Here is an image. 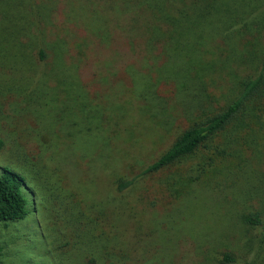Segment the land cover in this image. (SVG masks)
<instances>
[{"label": "rangeland", "instance_id": "1", "mask_svg": "<svg viewBox=\"0 0 264 264\" xmlns=\"http://www.w3.org/2000/svg\"><path fill=\"white\" fill-rule=\"evenodd\" d=\"M90 2L0 0V167L24 175L30 200L24 219L0 221V264H264V128L114 183L256 70L264 37L232 12L253 25L264 0L190 19L162 48L138 25L129 32L133 0ZM112 25L126 33L94 47L90 36ZM101 110L107 146L92 117Z\"/></svg>", "mask_w": 264, "mask_h": 264}, {"label": "trees", "instance_id": "2", "mask_svg": "<svg viewBox=\"0 0 264 264\" xmlns=\"http://www.w3.org/2000/svg\"><path fill=\"white\" fill-rule=\"evenodd\" d=\"M82 1V0H81ZM91 3V0H87ZM104 1V0H102ZM138 4L136 9L133 6L123 8V12L127 13L130 18L126 27L129 32L131 28L140 29V34L145 33V41L147 44L158 43L160 47H164L169 42H172L179 34V31H184V26L190 19L204 18L206 15L212 13L217 8L223 9L224 6L229 4H244L253 3L254 0H133ZM140 4V5H139ZM95 5V6H94ZM68 7V6H67ZM98 7L95 3L91 4L92 10L88 9L91 13L93 8ZM70 7L67 8V10ZM101 8V7H100ZM99 9V8H97ZM101 10V9H99ZM237 10V11H236ZM137 11V14H135ZM224 12V11H223ZM240 11L233 9V17L236 21H241V28L244 31L253 29L264 37V16L253 25L247 20H238L240 17L236 16ZM227 14L228 12L225 11ZM236 13V14H235ZM75 21L77 26L80 24L84 27L85 35L82 38L88 37L89 34L85 27L84 18ZM136 15V18H134ZM232 17V16H228ZM134 18V19H133ZM88 20V19H87ZM144 20V21H143ZM143 21V23H140ZM102 23V22H101ZM138 25V27H136ZM121 27L112 25L105 29V26H100L95 34L90 36L92 45L103 46L106 40H102L109 34L108 38L115 39L112 44L116 45L119 34L125 32ZM127 31V29H126ZM97 32H101L98 34ZM126 33V32H125ZM81 39V38H80ZM79 39V40H80ZM78 39L75 41L78 43ZM110 40V39H109ZM111 49L114 50L115 46ZM254 48V44L251 46ZM256 50V49H255ZM108 51H111L108 46ZM42 54V51H41ZM258 67L250 75L242 79L234 94L226 100L223 104L218 105L216 109L202 115L197 120L191 122L185 129H183L172 143L163 151L154 161L148 164L136 176L130 179H123L119 177L116 182L118 190L126 189L131 186L136 178L157 172L165 167L179 162L182 159L194 154L200 148L206 147L214 137H236L241 134L254 135L255 132L264 128V50L259 52ZM91 104V102H89ZM92 117L95 120V125L98 129L105 132L104 146L108 145L109 131L107 127V120L109 116H105L104 112H92ZM119 115L113 118V121L120 119ZM230 143V142H229ZM3 146V140H0V149ZM223 152L225 149L222 150ZM29 192L26 187V179L24 175L15 171L11 165H4L0 167V221H16L26 217L29 212ZM245 220L250 224H260L261 220L258 214H251L245 217ZM1 250V247H0ZM234 260L229 254L224 253L222 263H230Z\"/></svg>", "mask_w": 264, "mask_h": 264}]
</instances>
